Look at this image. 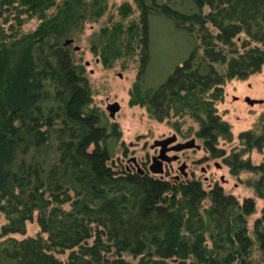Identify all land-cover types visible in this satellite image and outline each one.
Here are the masks:
<instances>
[{"label":"trees","instance_id":"obj_1","mask_svg":"<svg viewBox=\"0 0 264 264\" xmlns=\"http://www.w3.org/2000/svg\"><path fill=\"white\" fill-rule=\"evenodd\" d=\"M138 2L142 70L150 59L152 15L173 20L199 41L161 87L143 95L159 118L174 100H184L183 94L248 78L264 64V0ZM15 3L20 6L15 17L23 22L20 16L28 14L25 7L20 10L23 0H0V15ZM60 15L43 22L20 52L14 40L19 34L0 26V209L9 221L0 235V264H132L125 253L139 257L137 264H186L192 255L193 264H246L256 244L264 255V212L255 224V240L248 229L252 198L241 204L218 186L207 191L192 181L174 187L147 174L113 170L109 163L120 139L118 126H108L89 109V82L64 43L69 29L55 21ZM202 110L207 118L198 135L219 158L224 154L218 140L230 134V127L211 107L204 104ZM244 135L250 144L252 135ZM227 164L235 173H259L255 186L264 197V163L254 166L235 157ZM206 198L212 200L208 214L218 233L216 255L209 259L201 237L208 225L200 211ZM36 213L46 240L10 236L24 235ZM183 230L195 239L184 237ZM58 250L71 251L67 263L56 257Z\"/></svg>","mask_w":264,"mask_h":264},{"label":"rangeland","instance_id":"obj_2","mask_svg":"<svg viewBox=\"0 0 264 264\" xmlns=\"http://www.w3.org/2000/svg\"><path fill=\"white\" fill-rule=\"evenodd\" d=\"M41 2L45 4L42 6ZM66 3H70L69 7ZM21 6L23 8L20 10L26 8L28 13L20 16L23 22L15 17L19 14L17 8H20L17 3L9 10L4 5L2 11H6L2 13L3 16L0 15L1 29H5L8 34H19L14 39L19 52L20 48L26 47L28 36L35 33L43 22L61 13L55 21H60L69 29L64 43L74 40L68 47L75 64L84 67L92 98L89 109L97 110L108 126H118L120 139L116 141L115 156L109 163L113 170L121 172L122 162L126 163L133 156L140 161H148L149 167L153 163L152 157L158 153L155 148L156 140L176 135L178 142L196 139V144L201 145V148L168 153L171 157L177 154L181 157L180 161L173 163L176 170L183 164L188 167V178L181 183L199 182L207 191L218 186L227 195L235 196L241 204L252 198L255 211L247 216V220L250 235L256 239L255 224L264 212V197L255 186L261 175L247 169L235 173L227 160L233 161L237 157L239 162L249 161L254 166L264 163V64L248 78H229L218 86L183 94L185 99L174 100L169 113L159 118L143 101V95L148 90L161 87L178 66L191 57L199 45L195 35L180 29L173 20L152 15L149 20L150 59L142 70L143 35L138 0H23ZM99 10L102 12L97 13ZM11 25L15 27L14 30H11ZM76 47L80 50L75 49ZM199 53L202 54L203 50ZM247 98L257 100L258 103L251 106L246 101ZM116 102L121 104V109L116 119H112L108 106ZM204 104L215 110L230 127V134L222 135L218 140V149L224 154L219 158L212 155L204 140L198 136L201 120L207 118L206 110H202ZM247 133L252 135L250 144L244 135ZM257 139H260V144L256 142ZM165 167L164 177L157 173L150 174L154 179L168 180L173 184L172 176L175 171L172 172L168 164ZM180 195L179 193L178 199ZM211 206L212 200L206 198L200 208L204 221L208 224L207 229L201 233V237H204L203 245L210 251L204 254L207 259L216 255V251L213 252V242L218 234L215 224L209 218L208 210ZM70 207L68 204L66 209ZM37 215L38 213L34 220L27 222V232L24 235L10 236L18 240L42 236L46 240L48 234L42 233ZM8 223L6 215L0 209V235L2 227ZM182 234L192 239L191 242L196 236L189 234L187 230H183ZM70 252L62 253L58 250L54 253L67 263ZM250 254L246 264H264V255L257 244ZM188 257L186 264H193L195 257ZM221 257L219 255L220 259ZM124 259L132 264H137L140 260L128 253H125ZM198 264L208 263L200 261Z\"/></svg>","mask_w":264,"mask_h":264},{"label":"flooded vegetation","instance_id":"obj_3","mask_svg":"<svg viewBox=\"0 0 264 264\" xmlns=\"http://www.w3.org/2000/svg\"><path fill=\"white\" fill-rule=\"evenodd\" d=\"M176 136H177L176 142H172V143L166 144L165 146H163L161 144V142H164L166 139H170L172 137H166L165 139L156 140L155 141V148L158 149V153L155 154L152 157V161L154 163L155 159L160 160V157L159 156L162 154V151H165L166 150L165 155H164V157L166 158V161H164L163 162V165H162V168H164V173L163 174H160V175L162 177H164V175L166 173V167H165V165L168 164V167L170 168V170L172 172L175 171V175L172 176V178H173V186H178V184H181V182H183L184 179L188 178V172H187L188 167H187L186 164H183L181 167H179L180 168L179 170H176L173 167V163L174 162L177 163L178 161H180L181 160V157L178 154L177 155H174L173 157H171V156L168 155L169 151H177L176 147L179 144L186 143V142H178V135H176ZM176 136H173V137H176ZM178 152H181V151H178ZM168 159H170V160H168ZM147 162L148 161H144V160L143 161L142 160L140 161V160H138V158H136V157L133 156L131 158V160H128L126 163L122 162L123 167L121 169L122 170H126L128 173H131V174H133L135 172H138L141 175L147 174L150 177H152L151 174H150V172H152L151 169H150V167H151V165L153 163L148 167ZM164 181H166V180H164ZM169 182H171V181H169Z\"/></svg>","mask_w":264,"mask_h":264},{"label":"water","instance_id":"obj_4","mask_svg":"<svg viewBox=\"0 0 264 264\" xmlns=\"http://www.w3.org/2000/svg\"><path fill=\"white\" fill-rule=\"evenodd\" d=\"M74 40L71 39V40H68L65 45L68 46V45H71V43H73ZM75 49L77 50H80L79 47H76ZM246 101L251 105L253 106L254 104L258 103L257 100H254L251 98H247ZM121 109V104L120 103H113V104H110L108 106V111H109V115L111 116L112 119H116L117 117V113L119 112V110ZM177 140V136L176 137H172L170 139H166L164 142H161V144L163 146H165L166 144H169V143H172V142H176ZM188 148H196V149H199L201 148L200 145L196 144V140L195 139H192V140H189L187 141L186 143H181L179 144L176 149L177 151H183V150H186ZM165 151H162V154L159 156L160 157V160H157L155 159L154 163L151 165L150 169L151 171L155 174H163L164 173V168H162V165H163V162L166 161V158L164 157L165 155ZM170 160V159H168ZM218 166V165H217Z\"/></svg>","mask_w":264,"mask_h":264}]
</instances>
